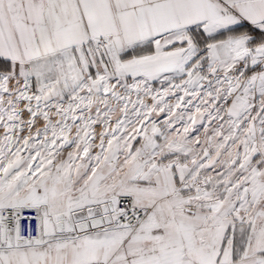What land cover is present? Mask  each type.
Returning a JSON list of instances; mask_svg holds the SVG:
<instances>
[{"label":"snow or ice","instance_id":"snow-or-ice-1","mask_svg":"<svg viewBox=\"0 0 264 264\" xmlns=\"http://www.w3.org/2000/svg\"><path fill=\"white\" fill-rule=\"evenodd\" d=\"M0 264H264V0H0Z\"/></svg>","mask_w":264,"mask_h":264}]
</instances>
